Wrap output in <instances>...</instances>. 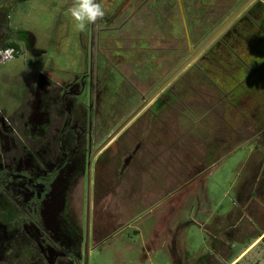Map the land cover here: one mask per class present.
Segmentation results:
<instances>
[{
	"label": "flooded vegetation",
	"instance_id": "1",
	"mask_svg": "<svg viewBox=\"0 0 264 264\" xmlns=\"http://www.w3.org/2000/svg\"><path fill=\"white\" fill-rule=\"evenodd\" d=\"M176 2L184 53L177 35L168 48L157 39L165 32H143L156 44H129L142 62L123 61L126 40H111L115 16H107L90 34L89 49L80 33L82 53L18 70V76L3 73L18 85L8 99L0 97V264H90V251L110 240V188L116 183L110 171L117 166L120 174L130 162H142L135 156L145 151L147 121L202 85L220 98L227 83L240 86L244 51L258 49L252 58L264 69V0ZM194 22L203 24L196 28ZM15 34L36 54L27 31Z\"/></svg>",
	"mask_w": 264,
	"mask_h": 264
},
{
	"label": "rangeland",
	"instance_id": "2",
	"mask_svg": "<svg viewBox=\"0 0 264 264\" xmlns=\"http://www.w3.org/2000/svg\"><path fill=\"white\" fill-rule=\"evenodd\" d=\"M100 2L105 17L115 16L109 29L111 40L117 44L121 38L126 40L120 54L123 61L134 66V62H142L129 44L140 45L141 39L144 44H156V38L148 37L157 31L165 32L163 39H157L168 48L171 35H177L179 53H184L176 0ZM71 4L72 0H0L3 101L18 85L15 80L9 83L3 73L34 70L30 67L38 70L50 61L63 62L69 53H82L80 33L65 15ZM195 18L201 21L202 13L196 11ZM194 23L196 28L203 24ZM98 29L89 26L81 33L87 49L90 34ZM17 30L28 32L26 40L38 49L36 54L25 48ZM8 40L16 43L11 55L5 51ZM254 51L253 55L243 52L246 65L240 86L227 83L220 98L213 87L202 85L180 97L179 104H165L162 114L149 120L150 124L147 121L145 151L135 156L142 162H130L120 174L117 166L110 171L116 182L110 188V240L90 251V264H221L222 255H232L264 231V69L257 64L260 59L253 60L259 56L258 49ZM17 95L22 103L21 90ZM19 137H23L21 133ZM193 171L199 172L188 179V172ZM256 244L236 264H254L250 262L253 254L259 260L264 253V234Z\"/></svg>",
	"mask_w": 264,
	"mask_h": 264
},
{
	"label": "clouds",
	"instance_id": "3",
	"mask_svg": "<svg viewBox=\"0 0 264 264\" xmlns=\"http://www.w3.org/2000/svg\"><path fill=\"white\" fill-rule=\"evenodd\" d=\"M65 15L73 22L74 30L83 33L89 26L101 27L105 11L100 0H72Z\"/></svg>",
	"mask_w": 264,
	"mask_h": 264
},
{
	"label": "crops",
	"instance_id": "4",
	"mask_svg": "<svg viewBox=\"0 0 264 264\" xmlns=\"http://www.w3.org/2000/svg\"><path fill=\"white\" fill-rule=\"evenodd\" d=\"M225 231H227V230H225ZM263 234H264V231L263 232H260V234L258 235L257 234V237H255V239H254V241L253 242H251V243H249V244H246V245H244V246H242L241 247V249H237V251L235 252V253H232V255H222L223 256V258H224V262H222L221 264H236L237 263V258L241 255V254H243V253H245L246 251H249L250 249H252L254 246L256 247L257 246V244L256 243H258V241H259V239L263 236ZM213 244V243H212ZM213 246V245H212ZM227 248H229V246L227 247ZM230 250L231 249H233V247L232 246H230V248H229ZM255 250H256V248H255ZM211 253V252H210ZM210 253H209V257H211L210 256ZM257 253V252H256ZM254 255L255 254H253L252 256H251V260H250V262H254V264H256V263H258V264H261V261H262V259H263V257H264V253L260 256V258H259V260L257 259V257L256 258H254ZM221 256V255H220ZM221 256V257H222ZM226 256H229V257H226ZM208 257V258H209ZM195 260V259H194ZM235 260V261H234ZM205 264V263H204ZM207 264H208V261H207Z\"/></svg>",
	"mask_w": 264,
	"mask_h": 264
},
{
	"label": "water",
	"instance_id": "5",
	"mask_svg": "<svg viewBox=\"0 0 264 264\" xmlns=\"http://www.w3.org/2000/svg\"><path fill=\"white\" fill-rule=\"evenodd\" d=\"M204 43H205V42H204ZM192 56H193V55H191L190 57H188L187 60L185 61V63H186L190 58H192ZM185 63H184V64H185ZM184 64H182V66H183ZM158 89H159V88H158ZM158 89H157V90H158ZM157 90H156V91H157ZM156 91H154V92L148 97V99H146V101L149 100V99L152 97V95H153ZM142 105H143V104H142ZM142 105H140V106H139L134 112H132V113L130 114V116H128V117L126 118V120H125V121H124V122H123V123L117 128V129H119L124 123H126V122H127V121H128V120H129V119H130V118H131V117H132V116H133V115H134V114H135V113H136L141 107H142ZM117 129H116V130H117Z\"/></svg>",
	"mask_w": 264,
	"mask_h": 264
},
{
	"label": "trees",
	"instance_id": "6",
	"mask_svg": "<svg viewBox=\"0 0 264 264\" xmlns=\"http://www.w3.org/2000/svg\"><path fill=\"white\" fill-rule=\"evenodd\" d=\"M6 46H10L12 49L13 47H16V43L13 40H8L4 43ZM261 264H264V257L261 261Z\"/></svg>",
	"mask_w": 264,
	"mask_h": 264
},
{
	"label": "built area",
	"instance_id": "7",
	"mask_svg": "<svg viewBox=\"0 0 264 264\" xmlns=\"http://www.w3.org/2000/svg\"><path fill=\"white\" fill-rule=\"evenodd\" d=\"M5 51H6L7 53H10L9 55H11L12 48L9 46V48H5Z\"/></svg>",
	"mask_w": 264,
	"mask_h": 264
}]
</instances>
